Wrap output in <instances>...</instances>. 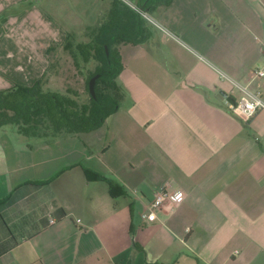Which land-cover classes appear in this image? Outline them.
<instances>
[{"label": "crops", "instance_id": "obj_1", "mask_svg": "<svg viewBox=\"0 0 264 264\" xmlns=\"http://www.w3.org/2000/svg\"><path fill=\"white\" fill-rule=\"evenodd\" d=\"M25 1L0 0V91L39 82L35 57L69 34L141 43L118 46L119 108L103 127L26 139L12 162L0 145V264H264V113L245 123L218 98L221 74L264 97V0L144 1L163 30L118 0L9 13ZM164 187L183 200L145 222Z\"/></svg>", "mask_w": 264, "mask_h": 264}, {"label": "trees", "instance_id": "obj_2", "mask_svg": "<svg viewBox=\"0 0 264 264\" xmlns=\"http://www.w3.org/2000/svg\"><path fill=\"white\" fill-rule=\"evenodd\" d=\"M144 1L147 0H136V4L147 12ZM171 1L160 0V3L166 6ZM117 2L124 5L120 1ZM68 38L72 39L70 35H67L66 39ZM123 43L136 45L141 42L127 37L97 38L88 44L75 46L76 53H73V58L76 63L78 56L84 64L91 61L98 63L96 70L90 73L86 81V90L89 93L90 79L100 75L96 82V99L90 96L87 103H80L75 94L72 96L71 93L44 92L41 81L32 87L14 85L8 91H0V130L6 126H15L17 132L26 139L51 141L91 133L103 127L106 120L119 108L116 81L123 71V65L118 46ZM71 46L69 42L66 45L67 49ZM96 179L100 181L102 178L98 176ZM109 186L111 195L116 196L118 187L111 182Z\"/></svg>", "mask_w": 264, "mask_h": 264}, {"label": "rangeland", "instance_id": "obj_3", "mask_svg": "<svg viewBox=\"0 0 264 264\" xmlns=\"http://www.w3.org/2000/svg\"><path fill=\"white\" fill-rule=\"evenodd\" d=\"M32 6L41 8L31 0H28L22 2L15 11L10 10L9 13L22 14L24 11H28ZM2 18L0 17V20ZM15 41L20 47H22L25 42L24 39H16ZM58 41L59 43L55 40L53 42H48L46 46L49 45V49L45 54L43 53L35 57L37 60L36 62H43L45 63L43 66L47 67L43 72L42 70L35 72L36 76L40 77L39 80L42 84L41 88L46 92L53 91L61 94L71 93L72 96L75 94V98L80 103H87L90 99V95L86 90V81L90 73L96 70L98 63L96 61H91L89 64H84L79 56L78 63L75 62L73 58V53H76L75 46L82 40L65 38L63 40L58 39ZM88 41L89 39L84 40V42ZM38 42L39 41H37V43ZM68 42L71 43L72 46L67 49L66 45ZM24 140H26V138L17 132L15 126H6L0 130V145L7 150L6 152L10 162L13 160L10 146L22 144ZM31 142L37 144L38 140L33 139L28 143L32 145Z\"/></svg>", "mask_w": 264, "mask_h": 264}, {"label": "built area", "instance_id": "obj_4", "mask_svg": "<svg viewBox=\"0 0 264 264\" xmlns=\"http://www.w3.org/2000/svg\"><path fill=\"white\" fill-rule=\"evenodd\" d=\"M118 1L122 2L146 22L163 30L162 26L158 24L148 12L141 9L135 2L131 0ZM254 75L257 78H264V66L257 68L254 71ZM221 78L222 82H226L230 86L226 94L234 100V104L229 107L233 116L247 123L257 114L264 113V97L261 92H253L226 75L221 74ZM183 198L184 193L180 190L171 191L166 187L162 188L149 204L147 211L142 215V219L147 223L156 222L158 219L157 214L159 212L166 207H174L178 205ZM78 223H80V221H78ZM49 224L54 225L56 224V221L54 219H50Z\"/></svg>", "mask_w": 264, "mask_h": 264}, {"label": "water", "instance_id": "obj_5", "mask_svg": "<svg viewBox=\"0 0 264 264\" xmlns=\"http://www.w3.org/2000/svg\"><path fill=\"white\" fill-rule=\"evenodd\" d=\"M99 78H100V75H96L93 78H91L89 81L88 91L92 99H96V82ZM218 98L222 100L223 102L229 103L230 105L234 104V100L232 98H229L227 94L224 93L223 91L219 92Z\"/></svg>", "mask_w": 264, "mask_h": 264}]
</instances>
